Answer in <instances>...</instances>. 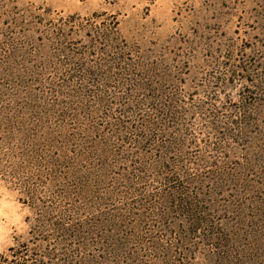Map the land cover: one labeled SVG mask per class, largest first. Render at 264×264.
<instances>
[{
	"label": "rangeland",
	"instance_id": "1",
	"mask_svg": "<svg viewBox=\"0 0 264 264\" xmlns=\"http://www.w3.org/2000/svg\"><path fill=\"white\" fill-rule=\"evenodd\" d=\"M162 102L180 122L152 133ZM86 131L93 143L114 136L100 209L65 194L79 181L70 161L56 169L63 179L48 175L46 158L62 151L52 138H72L75 151ZM82 160L80 177L91 164ZM176 190L227 236L237 264H264V0H0V253L24 245L58 255L46 264H230L174 204L157 206ZM136 203H148V219L116 221ZM102 215L111 229L93 231L88 246L30 241L40 222Z\"/></svg>",
	"mask_w": 264,
	"mask_h": 264
},
{
	"label": "trees",
	"instance_id": "2",
	"mask_svg": "<svg viewBox=\"0 0 264 264\" xmlns=\"http://www.w3.org/2000/svg\"><path fill=\"white\" fill-rule=\"evenodd\" d=\"M76 73H78L77 71H75ZM104 82L103 79H101V83ZM105 83V82H104ZM99 98V100H98ZM94 99V98H93ZM98 101H100V103H102L103 99H101L100 95L99 97L96 98ZM159 101H162V99H160ZM66 105V104H65ZM159 106H162L163 110L162 113H160V125L158 126V124H156V120H152L150 119L149 123V128L152 131V133H160V134H164L165 132V126L161 125L163 123H165V121L167 119H172L174 121V118L176 116H178V112H176V108L174 106L171 105H166L162 102V104H160ZM66 112L63 113L61 112V116L66 118L69 116V112L72 111V108L67 105L66 106ZM156 111V110H154ZM102 112V111H101ZM101 112L98 109L93 110L92 112L88 111L89 116L87 115V117H90L92 115H100ZM68 114V115H67ZM85 116V115H84ZM163 122V123H162ZM176 122V121H174ZM180 119H178V121L176 123H179ZM95 132H99L97 131V129H95ZM154 131V132H153ZM149 132V130L147 131ZM104 133V132H103ZM101 134V137L103 139L104 142H97V143H93L91 140V136L93 134V132H89L86 131L84 134V141L83 143L78 146V148L74 151L72 145H70V142L72 140H69L68 138H66V140H64L65 143L61 142L60 144L54 139L52 138L53 142H56L58 146H56L55 149H59L61 151V157L59 155H57L54 160H51V158H46V163L48 165H52L54 168L55 172H49L48 175L53 177L54 181H58V179L60 177H62L61 179H63L64 176H67L66 174H57L56 173V169H62L64 170V164L67 163V161H70L72 163V167H68L67 171H70V176L75 177L77 179H79V181H75L74 184L75 189L72 191H69L68 193H65L67 196H82L83 197V201L90 198L92 200V204H94L97 208H101L103 206H107L108 204L106 203L108 200L102 198V194H100L102 192L103 186L105 185V173L109 172V169L111 170L113 167L108 166L109 164H111L110 162H107L106 159L108 158H112V151L114 149V143L110 142V138H114V136L110 137L108 136V139H106V134ZM155 135V134H153ZM162 136H160L161 138ZM69 143V146H64L65 144ZM46 143V142H45ZM100 144L101 146L105 145V149H101V151L98 150L97 145ZM169 146V142L166 143ZM47 146H50L47 144ZM89 146V148H88ZM166 146V147H168ZM69 147H72L71 149ZM106 148H108V151H106ZM95 156V160L92 163L90 159V157ZM76 157V158H75ZM114 157V156H113ZM18 159L21 161H26V164L28 165V160H29V155L26 153H19L18 154ZM82 159H84L85 161H83ZM102 159L101 164L96 165V161L99 162L98 160ZM34 159L32 158V161ZM77 160H82L83 163H87L89 161L88 167L85 166V170L84 172H82L85 176L81 175L78 176V172H75V170H77L76 166L78 165H82L79 162H77ZM31 161V159H30ZM92 164H94V166H92ZM46 166V165H45ZM36 167H40L38 164L36 165ZM21 167H18V170H20ZM131 181V180H129ZM124 182L126 183V180H124ZM124 185V189L128 190L131 194H135L137 193L134 184L132 182H128ZM118 186H121V183L118 184ZM63 188H67L70 189V187L68 186H62ZM105 192V190H104ZM112 193V192H111ZM123 192H120V194ZM181 192L179 191H174V194H172V196H161L159 195L158 198L156 199V203L158 207H161L162 205L166 207V205L169 204V206L171 204L175 205V208L177 209L176 211H178L180 214V217H183L184 220H188L190 222V225H192V228L194 230L195 233L197 232H203L202 237L204 236V241L208 242L210 244V246H212L213 248L222 251V253H226L224 254V256L226 257V259L228 261H231L230 264H237L236 261L234 260V256L232 257V253H234V251L231 250V247H229V239L227 238V236L225 234H220L218 231H216L217 228H214V226H212V223L210 222V220H203V218L200 216V214H203V212L200 210V208H197L195 205H192L190 202H179L180 199H178V197L180 196ZM109 194V192L107 193ZM182 196H184L182 194ZM78 198V197H77ZM108 199H110L108 197ZM111 201V200H109ZM155 202L151 203L152 207L154 206ZM136 203L135 205V209L132 208V210L130 211V209L128 208L126 211L122 212L120 217H117L116 221L119 220V223H123V221H125V216H131V212L136 211L137 213L141 212V215H139L138 217H141L143 219H148V217L150 216L151 212L148 214L145 209V207L148 205V203ZM104 208V207H103ZM153 209V208H152ZM167 209H169V207H167ZM55 211V210H54ZM154 211V210H153ZM69 213H74V211L69 210ZM202 212V213H201ZM64 214V212L62 213ZM97 214V213H96ZM157 215V214H156ZM72 217V219L75 217L74 215H65V217ZM152 216H155V214L152 213ZM160 216V215H159ZM104 217L106 220H104L105 222H109L110 217L108 216H99V217H95L98 218L97 220H95L93 223H89L87 224L85 220H83L82 218L80 219V222L76 223L75 221H72L69 223H67V221L65 222V218H63V223L59 224H54L52 223L51 225L47 224V222H40L44 224V226L37 231L36 227H34V229L31 230V234H30V241H37V242H43V238L45 236L48 237V241H50L52 239V241L57 242V246L59 245H64V244H68V243H74L75 241H83L84 243H86V245L88 246L90 243V239L88 240V237H92L91 235H93V231H99L102 229H111V227H109L108 225L105 226V224L100 223L101 218ZM114 217V216H112ZM137 216H135L133 214L132 218L136 219ZM103 218V219H104ZM114 220V219H113ZM112 220V221H113ZM141 220H139L140 222ZM138 222V218L137 221ZM74 223V224H73ZM52 228V229H50ZM134 230H137V228H135ZM218 230V229H217ZM52 233L51 235L49 233ZM103 238H100V242H104L105 239H107L106 241H108L107 236H103ZM134 238V237H133ZM83 246V247H86ZM103 245V244H102ZM24 245L20 246V247H11L7 250L6 253H0V264H46L43 261L44 260H48V261H55L54 258L57 257L58 255L50 252V251H46L44 248H40V249H36L35 253L31 252V250H24ZM114 250L118 251L117 249L114 248ZM110 251V250H109ZM105 252V251H104ZM238 254V253H237ZM239 255V254H238ZM118 258V257H117ZM221 260H224V262L226 263L225 258L223 259L222 257L220 258ZM78 262V264H84L85 262L83 261V258H79L76 259L75 261H70L67 260L66 264H75V262ZM245 261V264H253L248 262L249 260L245 259L243 260ZM93 263V261H92ZM244 263V262H243ZM88 264V263H86Z\"/></svg>",
	"mask_w": 264,
	"mask_h": 264
}]
</instances>
